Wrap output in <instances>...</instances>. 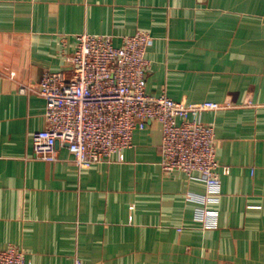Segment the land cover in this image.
<instances>
[{
	"label": "crops",
	"instance_id": "crops-1",
	"mask_svg": "<svg viewBox=\"0 0 264 264\" xmlns=\"http://www.w3.org/2000/svg\"><path fill=\"white\" fill-rule=\"evenodd\" d=\"M147 31V91L208 111L221 178L216 226L189 194L206 186L161 167L151 122L110 161L79 169L68 150L33 156L45 100L23 94L67 67L76 35ZM65 38V41H64ZM225 167L229 169L224 172ZM26 264H264V0H0V249Z\"/></svg>",
	"mask_w": 264,
	"mask_h": 264
},
{
	"label": "built area",
	"instance_id": "built-area-1",
	"mask_svg": "<svg viewBox=\"0 0 264 264\" xmlns=\"http://www.w3.org/2000/svg\"><path fill=\"white\" fill-rule=\"evenodd\" d=\"M152 41L147 31L125 35L120 44L113 35L82 33L76 35L73 52L63 54L65 69L45 71L37 84H21V93L38 95L46 103L45 127L31 137L33 156L55 162L62 147L79 169L89 168L131 148L137 130L158 122L163 171H181L205 184V194L190 193L188 198L204 205L197 209L196 219L207 227L216 226L217 211L207 206L220 201L221 165L215 126L202 116L230 103H186L174 100L165 90L159 95L149 93ZM224 172L229 169L225 167ZM0 264H26V253L9 245L0 249Z\"/></svg>",
	"mask_w": 264,
	"mask_h": 264
}]
</instances>
